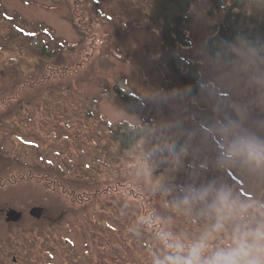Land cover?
I'll return each mask as SVG.
<instances>
[{
	"label": "rangeland",
	"instance_id": "374dc122",
	"mask_svg": "<svg viewBox=\"0 0 264 264\" xmlns=\"http://www.w3.org/2000/svg\"><path fill=\"white\" fill-rule=\"evenodd\" d=\"M212 4L196 0L187 24L190 44L167 54L153 0H0V141L5 145L0 160L5 159L7 175L22 177L23 208L48 200L50 207L47 218L23 220L22 237L32 244L24 245L34 250L30 264H48L56 249L55 264H129L100 246L101 237L134 245H123L126 253L145 240L148 246L141 249L150 253L138 258L151 264L150 258L162 254L152 223L165 220L162 238L184 241L187 222L206 223L195 211L178 209L182 195L170 179L187 189L192 184L185 181L194 174V187L213 181L241 190L242 198H264V183L234 168H217L213 152L200 149L177 166L167 153L153 152L160 132L148 134L162 122L192 128L213 115L219 118L213 105L193 106L182 86L196 63L201 80L215 84L206 48L225 12ZM61 44L66 48L56 49ZM223 96L245 107L249 121L264 120V108L252 102L254 90L241 85L238 93L223 91ZM120 123L145 129L135 145L124 148L113 138ZM199 148L197 136L191 151ZM70 183L86 189V196L97 187L101 203L82 198L68 207L64 189ZM163 189L172 196V211L158 207L148 213L147 206L159 205L157 193ZM142 193L148 195L145 207ZM146 223L154 231L144 228ZM67 237L78 243L77 254L62 246Z\"/></svg>",
	"mask_w": 264,
	"mask_h": 264
},
{
	"label": "clouds",
	"instance_id": "9594fccd",
	"mask_svg": "<svg viewBox=\"0 0 264 264\" xmlns=\"http://www.w3.org/2000/svg\"><path fill=\"white\" fill-rule=\"evenodd\" d=\"M208 64L215 84L201 87L213 102V112L228 106L236 117L213 115L192 128L178 121L154 124L148 134L159 131L160 143L153 152L167 153L180 166L182 157L198 154L200 149L211 151L217 168H234L250 180L264 183V120L249 121L245 107L223 96V91L238 93L243 85L255 91L252 102L264 108V41L242 35L223 41ZM197 136L200 148L194 153L192 142ZM182 191L177 206L195 211L205 227L189 246L166 237L168 251L153 264H264V198H242L233 188L213 181Z\"/></svg>",
	"mask_w": 264,
	"mask_h": 264
},
{
	"label": "flooded vegetation",
	"instance_id": "af4514ba",
	"mask_svg": "<svg viewBox=\"0 0 264 264\" xmlns=\"http://www.w3.org/2000/svg\"><path fill=\"white\" fill-rule=\"evenodd\" d=\"M4 146L5 145L0 141V149L4 150ZM2 161H5V159L0 160V264H30V259L28 255H30V253L33 252L34 250L25 247V245H32V244H28L29 239H24L22 237L23 236V232H22L23 220L25 218L27 219L33 218L34 220L40 221L44 218H47L48 216L47 213L50 208L49 206H47L49 204V200H48V203H46L47 205L43 203H39V204H34L29 207L27 206L26 208H23L22 200H21V192H20V188L22 184V177H19L17 174H14V173L7 175L6 170H5L6 168L5 164ZM47 164L49 165V163ZM180 174L184 176V172H180ZM191 177H192L191 179L185 182L186 183L188 182L187 185L192 184V187H194V174ZM170 182L174 183L177 186L176 193L179 192L181 195H183V191L180 187L181 183L173 179H170ZM69 186L70 187L66 186L67 189L66 188L64 189V192H65L64 195L68 198L67 200L68 207L71 208V206L69 205L73 203L80 204V199L82 198L85 200L89 199L90 201L93 199L95 203H101L100 198L102 197L103 193L99 192L100 190H98L97 187H94V191L90 192L91 195L86 196L84 195L87 193L86 189L74 183H70ZM172 190H174V188H172ZM237 192L239 193V195L244 194L241 190ZM157 194H158L157 198H158L159 205L153 206L151 210H150L151 207L147 206V210H148L147 212L156 213L158 207L164 210L163 213H165L168 209L172 211L173 207L170 206L169 204H172L173 201H172V196H169V192L166 191V189H163L159 191ZM140 195L141 193L138 196ZM142 197H145L144 201L143 200L141 201L142 207L143 206L145 207L146 206L145 204L147 203L146 198L148 197V195L147 194L144 195L142 193ZM52 207L56 208L53 205ZM178 209H181L182 212L184 210L188 211L184 206H179ZM10 211H15L17 213L11 214L9 216ZM94 212L92 215L93 224L96 223L97 215L101 214V209H98L97 211H94ZM175 212L177 211L175 210ZM18 213L20 215H18ZM165 217H166V214H165ZM163 221L159 222V224L155 222L152 223L153 226H158L157 230L155 231H158V235H160V237H157L156 241H157V244L159 245V251L162 254H158V255L155 254L156 256L154 258L153 257L152 259L150 258L149 261L151 262V264L156 257L158 256L162 257L163 254L168 251L164 243V240L166 237L162 238L164 232L160 229L164 227L165 222ZM72 224L75 225L74 223ZM83 226H85V221L83 223ZM204 227H205V223L203 222H196V221H192L190 223L187 222L185 224V227L183 228L187 231L185 235L187 237V240L184 241L182 239L175 238V240L173 241H179L180 243H183L185 246H189L199 236L200 232L203 230ZM144 228L148 230L153 229L152 231H154V228H152L151 225H149V223L144 224ZM83 236L85 237L87 236V234H84ZM101 239L104 240V243H100V246L104 247L108 252H111L112 257H114L115 259L119 260L123 258L126 261H128L129 264H133V262H135L134 264H145L144 260L138 258L140 254H145V253L147 254V252H149L147 249H144V250L141 249V247L144 248L148 246L145 240H142L141 243L138 244L137 250L134 251L131 249L129 251L130 253H126L128 252V250L123 249V245H130V246H134V245L128 244L124 242V240H123V243L120 244L118 240H111V239L106 240L105 238H102V237ZM64 241L65 243L62 244V246L71 250V253H73L74 255L77 254L78 243L73 242L72 239L69 237L65 238ZM52 246L55 247L56 243H53ZM86 246L88 245L87 244L84 245V247ZM162 249H165V252H163ZM58 251L60 250L56 249L53 252L51 251L49 253L50 258L54 260ZM53 260L48 261V264H55Z\"/></svg>",
	"mask_w": 264,
	"mask_h": 264
},
{
	"label": "trees",
	"instance_id": "16d2710c",
	"mask_svg": "<svg viewBox=\"0 0 264 264\" xmlns=\"http://www.w3.org/2000/svg\"><path fill=\"white\" fill-rule=\"evenodd\" d=\"M154 7L162 17L163 22V51L173 53L178 46H188L190 39L187 31L191 6L196 0H153ZM222 0H212L213 7L224 11L217 31L208 41L206 53L212 57L218 50L221 42L233 41L237 36H245L252 41H264V0H254L251 8V0H233L228 6L221 3ZM47 44V43H46ZM47 46V45H46ZM47 48V47H46ZM49 48V46H48ZM66 48L61 44L59 48ZM200 63L192 64L184 76L182 86L185 95L193 106L206 109L213 102L203 91L201 85L213 86L204 83L200 78ZM190 87V88H189ZM127 98V97H125ZM130 101L129 98L126 99ZM145 129L132 130L129 124L120 123L114 131L113 138L121 142L122 147L129 148L137 143L143 136Z\"/></svg>",
	"mask_w": 264,
	"mask_h": 264
},
{
	"label": "water",
	"instance_id": "95a60500",
	"mask_svg": "<svg viewBox=\"0 0 264 264\" xmlns=\"http://www.w3.org/2000/svg\"><path fill=\"white\" fill-rule=\"evenodd\" d=\"M225 113L231 115L233 118L236 117V113H235V111H234L231 107L225 106L224 109H223V111L218 113L219 119H222ZM14 213H17V212H15V211H10V212H9V216H10L11 214H14ZM18 215H20V214L18 213ZM9 220H10V218H9Z\"/></svg>",
	"mask_w": 264,
	"mask_h": 264
}]
</instances>
